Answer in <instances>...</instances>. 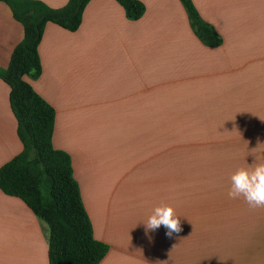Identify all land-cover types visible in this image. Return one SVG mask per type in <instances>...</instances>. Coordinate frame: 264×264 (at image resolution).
Wrapping results in <instances>:
<instances>
[{
    "label": "crops",
    "instance_id": "obj_1",
    "mask_svg": "<svg viewBox=\"0 0 264 264\" xmlns=\"http://www.w3.org/2000/svg\"><path fill=\"white\" fill-rule=\"evenodd\" d=\"M54 9L68 0H40ZM91 0L80 28L49 23L42 72L26 77L56 112L53 145L72 159L100 264H264V208L230 199V175L264 162V0H192L220 36L209 45L180 0ZM0 2V67L24 38ZM0 79V167L22 151ZM171 205L182 230L144 221ZM49 228L0 189V264H50Z\"/></svg>",
    "mask_w": 264,
    "mask_h": 264
},
{
    "label": "trees",
    "instance_id": "obj_2",
    "mask_svg": "<svg viewBox=\"0 0 264 264\" xmlns=\"http://www.w3.org/2000/svg\"><path fill=\"white\" fill-rule=\"evenodd\" d=\"M91 0H68L54 9L40 0H0L17 21L24 22V38L15 47L9 66L0 67V79L10 87V106L17 121L22 151L0 167V189L21 199L49 228L50 264H100L109 245L96 239L70 155L53 145L56 112L26 80L42 72L39 45L49 23L75 32ZM128 19L146 11L140 0H116ZM185 6L196 35L217 45L219 34L204 22L192 0Z\"/></svg>",
    "mask_w": 264,
    "mask_h": 264
},
{
    "label": "clouds",
    "instance_id": "obj_3",
    "mask_svg": "<svg viewBox=\"0 0 264 264\" xmlns=\"http://www.w3.org/2000/svg\"><path fill=\"white\" fill-rule=\"evenodd\" d=\"M237 168L230 175V186L227 196L230 199H243L250 209L264 208V162ZM146 234L157 230L161 225L166 229V235L171 237L173 233H179L181 228L180 217L175 209L166 203L155 206L151 214L143 222Z\"/></svg>",
    "mask_w": 264,
    "mask_h": 264
}]
</instances>
